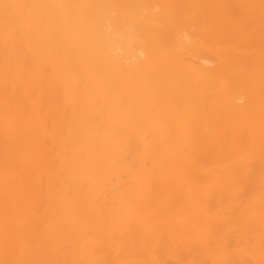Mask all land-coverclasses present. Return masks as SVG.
Listing matches in <instances>:
<instances>
[{
    "label": "bare ground",
    "instance_id": "bare-ground-1",
    "mask_svg": "<svg viewBox=\"0 0 264 264\" xmlns=\"http://www.w3.org/2000/svg\"><path fill=\"white\" fill-rule=\"evenodd\" d=\"M0 264H264V0H0Z\"/></svg>",
    "mask_w": 264,
    "mask_h": 264
},
{
    "label": "rangeland",
    "instance_id": "rangeland-1",
    "mask_svg": "<svg viewBox=\"0 0 264 264\" xmlns=\"http://www.w3.org/2000/svg\"><path fill=\"white\" fill-rule=\"evenodd\" d=\"M135 144H132V146H134ZM127 153H129L128 151L126 152V156H128L129 154H127Z\"/></svg>",
    "mask_w": 264,
    "mask_h": 264
}]
</instances>
